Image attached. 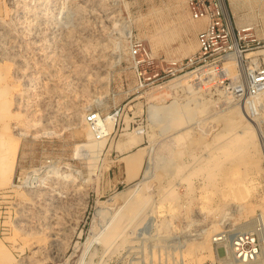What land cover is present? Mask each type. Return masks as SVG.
Segmentation results:
<instances>
[{
  "label": "rangeland",
  "instance_id": "obj_1",
  "mask_svg": "<svg viewBox=\"0 0 264 264\" xmlns=\"http://www.w3.org/2000/svg\"><path fill=\"white\" fill-rule=\"evenodd\" d=\"M230 2L245 41L183 69L206 24L187 0H0V264H227L238 234L264 252L263 102L246 111L253 140L235 118L264 69V0ZM95 114L112 130L76 155ZM119 157L128 183L110 174Z\"/></svg>",
  "mask_w": 264,
  "mask_h": 264
},
{
  "label": "built area",
  "instance_id": "obj_2",
  "mask_svg": "<svg viewBox=\"0 0 264 264\" xmlns=\"http://www.w3.org/2000/svg\"><path fill=\"white\" fill-rule=\"evenodd\" d=\"M187 4L191 19L205 21L206 24L198 34V52L183 62V69L215 63L224 54H228L229 50L238 49L241 41H245V36H242L233 22L226 0H187ZM140 75H144V71H140ZM263 90L264 69L250 68L247 74L248 94L255 96ZM241 92L242 95L245 90L242 89ZM90 120L94 121V116ZM260 246L259 236L235 235L231 242L233 264H264V258L262 263L260 261L261 253L264 256ZM221 263L220 261L219 264Z\"/></svg>",
  "mask_w": 264,
  "mask_h": 264
},
{
  "label": "bare ground",
  "instance_id": "obj_3",
  "mask_svg": "<svg viewBox=\"0 0 264 264\" xmlns=\"http://www.w3.org/2000/svg\"><path fill=\"white\" fill-rule=\"evenodd\" d=\"M195 21V20H194ZM249 29V28H248ZM248 29H244V30H248ZM264 53V51H263ZM240 52L239 51H236L235 54H231L229 55V59L231 61H234L237 56L238 58H240ZM242 64V63H241ZM240 64V65H241ZM2 68V67H1ZM0 68V69H1ZM2 70V69H1ZM0 70V111H5L7 108L6 104H7V99H8V94L10 92V90H8L7 88L3 87V81L7 78V74L6 72H4V69L3 71ZM208 70V69H207ZM7 71V70H6ZM206 71V70H205ZM4 72V73H3ZM195 71H192V72H189L187 74H190V73H193ZM4 74V75H3ZM6 74V75H5ZM185 74V75H187ZM184 75V76H185ZM8 84V83H7ZM240 86L235 89H237L238 91H236L238 94H241V90H240ZM96 101V100H95ZM261 102H263L264 104V90L259 92V94L253 96V97H249L247 100H246V97L243 98V102H242V107L240 109L239 107V110L237 111L236 113V122L239 123V126L241 127L240 128V134L241 136L245 137L244 135L248 134L249 138H251L252 140L256 137V134H255V130H254V127L251 126V123H250V120H249V115L248 113L250 114L251 117H253L252 115L255 114V110H257V105L260 104ZM93 103V102H92ZM236 108V106H235ZM238 108V107H237ZM10 109V108H9ZM89 110V109H88ZM232 110V109H231ZM236 110V109H235ZM234 108H233V112L235 111ZM241 110V111H240ZM248 110V113L246 112ZM228 114H226L227 117L230 116L231 119H233L234 117L231 116L233 115L232 113L229 115L228 112H226ZM87 114V113H86ZM184 114V113H183ZM259 114V113H258ZM8 116V115H7ZM87 116L88 115H85L84 116V120L86 122V119H87ZM230 120V119H229ZM235 120V119H234ZM233 120V121H234ZM224 121V120H223ZM6 122V121H5ZM235 122V123H236ZM112 116L111 115H108L106 116L105 118H103V116H101V114H95L94 116V121H91V122H88V126L90 127H86L84 126V130L87 132V135L89 137V140L87 142H84V144H77L76 146V150H75V154L78 155L79 154V151L82 147L84 146H88L90 148H93L94 149V146L97 147V145H95L97 143V137H104V136H107L108 134H110V131L112 130ZM85 125V124H84ZM234 126V125H233ZM186 128V127H185ZM195 130V129H194ZM183 131V130H181ZM180 131V132H181ZM196 132V131H195ZM22 134V133H21ZM180 134V133H179ZM184 134H186L184 132ZM25 135V133H24ZM224 136H226L227 134L224 133L223 134ZM109 136V135H108ZM179 136V135H178ZM238 136V135H237ZM246 136V137H248ZM182 137V136H181ZM225 139V138H224ZM239 138H236L235 140H232L230 141L228 144H231L230 146L232 147H236L238 144H239ZM223 140V139H222ZM100 145V143H99ZM6 172V171H5ZM6 175L5 173L4 174H0V186L2 185L1 184V180L2 179H5ZM174 191L171 190L169 191V195L172 194ZM36 195V194H35ZM143 197L147 198V192H144L143 193ZM37 198V197H36ZM140 198V197H139ZM144 199V198H143ZM141 200V198H140ZM147 201V200H146ZM263 207H264V203H263ZM262 207V208H263ZM116 217V216H115ZM114 218V217H113ZM112 218V219H113ZM128 217L125 219L124 216L122 217V219L120 221H117V222H114L115 219H113V222H112V226H111V229L110 231L104 236V242L105 243H108L109 246H113L115 240H117L118 238H123L124 237V233H125V229H127L126 227V223L128 222L127 221ZM132 219V218H131ZM261 219L263 221V226L262 227H259L257 229V232H261L263 237H264V232H263V229H264V214L261 215ZM134 220V219H132ZM127 221V222H126ZM246 222H249L250 219H247L245 220ZM245 222V223H246ZM132 222H130L131 224ZM129 225V224H128ZM211 232V231H210ZM242 232V231H241ZM236 233H239L238 231ZM221 239V238H220ZM215 240H218V238H216ZM230 246V247H229ZM225 250L221 252V255H222V259L225 261V263H229V264H233V262H226L227 261V258L229 257V254L231 252V245L228 244V245H225ZM223 261V262H224ZM223 264V263H222Z\"/></svg>",
  "mask_w": 264,
  "mask_h": 264
},
{
  "label": "crops",
  "instance_id": "obj_4",
  "mask_svg": "<svg viewBox=\"0 0 264 264\" xmlns=\"http://www.w3.org/2000/svg\"><path fill=\"white\" fill-rule=\"evenodd\" d=\"M229 9L232 11V16L234 18V22L236 24L237 28H241L245 22L242 21V18H238L239 13V5L236 2V6H232L230 0H228ZM248 29V28H243ZM132 163H128L123 160V158L119 157L118 160L112 165L110 168V174L113 177L114 180H116L118 183H128L129 181L133 180L135 177L133 175L129 174V169L133 168Z\"/></svg>",
  "mask_w": 264,
  "mask_h": 264
}]
</instances>
